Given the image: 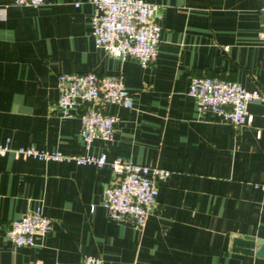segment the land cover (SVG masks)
Instances as JSON below:
<instances>
[{"label": "crops", "instance_id": "1", "mask_svg": "<svg viewBox=\"0 0 264 264\" xmlns=\"http://www.w3.org/2000/svg\"><path fill=\"white\" fill-rule=\"evenodd\" d=\"M163 18L157 58L143 66L98 46L91 0H0V141L67 154L106 153L171 169L142 228L103 205L112 167L0 153V264H55L99 255L104 264H264V99L235 127L199 111L192 76L264 90L263 0H147ZM123 72L134 104H108L114 138L87 147L79 114L57 105L62 72ZM42 206L52 230L31 245L6 235Z\"/></svg>", "mask_w": 264, "mask_h": 264}, {"label": "built area", "instance_id": "2", "mask_svg": "<svg viewBox=\"0 0 264 264\" xmlns=\"http://www.w3.org/2000/svg\"><path fill=\"white\" fill-rule=\"evenodd\" d=\"M46 0H14L16 4L41 5ZM95 5L92 33L98 46L112 55L126 58L136 56L143 66L155 61L161 42L163 11L159 3L147 0H91ZM264 13V0L262 5ZM264 37V29L260 32ZM57 105L65 117L79 114L80 133L90 147L96 138L112 140L120 116L107 112L108 104L132 107L134 98L125 82V75H101L95 71L70 72L59 75ZM188 92L199 111H211L235 127L251 123L249 109L252 101L264 99V90L248 89L232 79L211 75L192 76ZM12 152L45 160H69L79 164L93 163L98 167L109 164L115 179L106 189L104 207L116 219H131L142 228L150 207L156 203L160 182L171 169L136 163L124 157L110 159L106 153L67 154L40 149L34 145L12 146L10 138L0 141V153ZM264 188V183H257ZM53 219L42 206L26 211L13 219L6 235L17 246L31 245L39 234L52 230ZM55 264H104L99 255L85 254L79 261L58 260Z\"/></svg>", "mask_w": 264, "mask_h": 264}, {"label": "water", "instance_id": "3", "mask_svg": "<svg viewBox=\"0 0 264 264\" xmlns=\"http://www.w3.org/2000/svg\"><path fill=\"white\" fill-rule=\"evenodd\" d=\"M262 18L264 20V13L262 12ZM258 244L260 246L258 254L264 256V239H258Z\"/></svg>", "mask_w": 264, "mask_h": 264}]
</instances>
